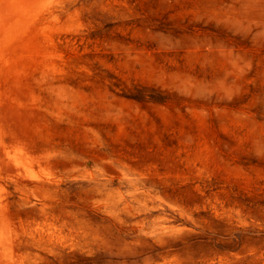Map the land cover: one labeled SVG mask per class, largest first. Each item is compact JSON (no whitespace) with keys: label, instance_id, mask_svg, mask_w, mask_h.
<instances>
[{"label":"rangeland","instance_id":"1","mask_svg":"<svg viewBox=\"0 0 264 264\" xmlns=\"http://www.w3.org/2000/svg\"><path fill=\"white\" fill-rule=\"evenodd\" d=\"M0 264H264V0H0Z\"/></svg>","mask_w":264,"mask_h":264}]
</instances>
